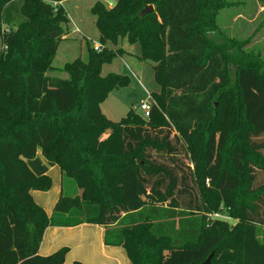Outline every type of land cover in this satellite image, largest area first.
I'll return each instance as SVG.
<instances>
[{
	"label": "trees",
	"instance_id": "16d2710c",
	"mask_svg": "<svg viewBox=\"0 0 264 264\" xmlns=\"http://www.w3.org/2000/svg\"><path fill=\"white\" fill-rule=\"evenodd\" d=\"M55 2L0 0V264H64L68 248L39 254L44 234L81 224L132 264H264V61L210 40L229 3L96 1L102 49L56 69L70 19ZM124 41L160 91L148 117L113 122L101 105L131 79L102 67L132 55L111 48ZM39 150L62 175L51 216L32 195L53 184L28 166Z\"/></svg>",
	"mask_w": 264,
	"mask_h": 264
},
{
	"label": "rangeland",
	"instance_id": "374dc122",
	"mask_svg": "<svg viewBox=\"0 0 264 264\" xmlns=\"http://www.w3.org/2000/svg\"><path fill=\"white\" fill-rule=\"evenodd\" d=\"M96 1H101L110 7L117 0H64L63 3H60L68 17L70 16L71 22L67 28L68 40L61 43L53 62V67L56 69H61L65 64L79 58L87 61L88 47L92 49L99 45V32L96 28L95 18L90 12ZM225 1L229 3V6L220 11L217 18L218 29L216 33L210 35V40L215 45L227 47L235 56L240 53L237 50V45L245 44L246 46L240 47L243 53L264 61V0ZM111 48L114 50L124 49L132 55L117 57L112 63L105 64L102 67V75L106 76L110 73L125 75L130 77L131 83L126 88L113 91L102 103V112L113 122H119L126 117L130 110L144 116L145 112L141 106L143 104L151 105V95L160 91L154 78V64L137 58L141 53L139 45L132 46L124 41L118 47ZM2 50L3 42L0 38V53ZM261 72H264V68ZM54 74L60 78H67L65 73L55 72ZM234 77L233 71L231 73L232 81H234ZM258 140L264 141V139ZM66 181V183L64 182V194L72 196L75 183L72 180ZM58 192L60 195V190ZM224 220L230 223L231 227L238 224V220L230 217L224 216Z\"/></svg>",
	"mask_w": 264,
	"mask_h": 264
},
{
	"label": "crops",
	"instance_id": "0c3cea01",
	"mask_svg": "<svg viewBox=\"0 0 264 264\" xmlns=\"http://www.w3.org/2000/svg\"><path fill=\"white\" fill-rule=\"evenodd\" d=\"M63 1L61 0L60 3ZM27 163L34 174L38 176L47 175L52 178L53 186L48 192L34 191L32 193L35 202L51 216L59 195L58 191L60 190L61 193L62 189L60 168L48 162L43 157L41 150L37 152L34 159ZM104 234V227L93 224H81L70 228L50 226L44 234L39 254L49 256L62 248H68L69 252L64 264H73L74 262L82 264H132L124 248L104 244Z\"/></svg>",
	"mask_w": 264,
	"mask_h": 264
},
{
	"label": "built area",
	"instance_id": "2783aa9c",
	"mask_svg": "<svg viewBox=\"0 0 264 264\" xmlns=\"http://www.w3.org/2000/svg\"><path fill=\"white\" fill-rule=\"evenodd\" d=\"M59 5H61V4L58 3V2H55V3H54V6H55V7H58ZM77 31H78V30H77ZM93 49H94L95 51H100V50L102 49V47H101L100 44H99L98 46H95ZM141 108H142V110L145 112V117H148V116H149V112H150V110H151V105L143 104V105L141 106ZM214 218H216V219H224V217L220 216L219 214L214 215Z\"/></svg>",
	"mask_w": 264,
	"mask_h": 264
},
{
	"label": "water",
	"instance_id": "95a60500",
	"mask_svg": "<svg viewBox=\"0 0 264 264\" xmlns=\"http://www.w3.org/2000/svg\"><path fill=\"white\" fill-rule=\"evenodd\" d=\"M153 11H154V7H153V6H147V7H145V8L141 11L140 15H141V16H145V15H147V14H149L150 12H153ZM213 256H214V253H212V254L206 259V261H204L202 264H211V261H212Z\"/></svg>",
	"mask_w": 264,
	"mask_h": 264
}]
</instances>
